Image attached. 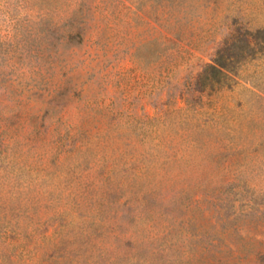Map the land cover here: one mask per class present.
Listing matches in <instances>:
<instances>
[{"label": "rangeland", "instance_id": "1", "mask_svg": "<svg viewBox=\"0 0 264 264\" xmlns=\"http://www.w3.org/2000/svg\"><path fill=\"white\" fill-rule=\"evenodd\" d=\"M264 0H0V264H264Z\"/></svg>", "mask_w": 264, "mask_h": 264}, {"label": "trees", "instance_id": "2", "mask_svg": "<svg viewBox=\"0 0 264 264\" xmlns=\"http://www.w3.org/2000/svg\"><path fill=\"white\" fill-rule=\"evenodd\" d=\"M261 38L264 40V30L259 29L242 38L238 46L233 38L227 41L217 51L213 62L207 64L200 73L197 80L200 88L214 91L228 85L237 65L255 55Z\"/></svg>", "mask_w": 264, "mask_h": 264}]
</instances>
